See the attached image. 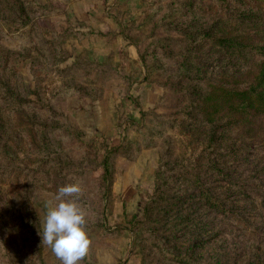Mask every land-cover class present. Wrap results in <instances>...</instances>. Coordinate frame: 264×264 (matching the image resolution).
I'll use <instances>...</instances> for the list:
<instances>
[{"label":"rangeland","instance_id":"obj_1","mask_svg":"<svg viewBox=\"0 0 264 264\" xmlns=\"http://www.w3.org/2000/svg\"><path fill=\"white\" fill-rule=\"evenodd\" d=\"M194 2L193 10L177 9L174 17L164 15L170 0H26L32 23L22 26L10 1L0 0V42L19 52L11 63L17 75L12 81L29 100L42 97L41 107L33 105L34 117L48 118L50 104L64 125L48 133L50 158L61 155L56 139L65 155L54 166L48 162L50 180L34 189V205L43 229L59 187L81 184L78 203L91 245L80 264H185L166 249L194 264L264 261V143L258 142L264 128L230 123L210 148L213 124L190 112L197 101L190 90H206L222 79L243 84L254 59L215 46L202 34L187 40L174 29L155 27L184 25L194 33L210 29L257 41L264 37V22L222 16L238 7L234 0H227L229 6ZM174 81L181 82L170 87ZM15 117L33 135L32 125L20 113ZM19 158L27 165L36 159L25 149ZM209 159L228 162L223 180ZM197 173L212 195L232 191L221 199L227 215L202 212L190 180ZM185 215L188 223L181 222ZM41 254L44 263L60 264L49 247L43 245Z\"/></svg>","mask_w":264,"mask_h":264},{"label":"trees","instance_id":"obj_2","mask_svg":"<svg viewBox=\"0 0 264 264\" xmlns=\"http://www.w3.org/2000/svg\"><path fill=\"white\" fill-rule=\"evenodd\" d=\"M9 1L15 8L20 25L24 26L30 21L32 23L25 10L26 0ZM218 2L220 5L229 6L226 3L227 0H218ZM234 2L238 7L233 6L226 13L221 14L222 16L225 15L230 20L235 19L237 23H243L242 20L245 18L248 23L264 22L262 15L264 3L257 0H234ZM170 3H172L170 10L164 15L175 17L177 9L190 8L193 10L192 6L195 2L194 0H170ZM185 12L190 11L185 10ZM155 27L166 28L167 32L174 29L180 36L184 34L187 40H190L192 36L202 34L215 46L233 49L240 55L245 54L254 59L243 76V79H246L243 84H229L226 83L227 79H222L220 82L211 83L206 90H190L195 95V98L191 97V100H197L196 103L203 101L201 104L195 103V107H192L190 112L195 115H204V118L213 124L209 131L208 147H213L220 138L224 137L226 131L222 129L233 122H256L255 129L262 132L264 128V37L251 41L245 34H215L210 29H201L194 33L183 29L184 25L169 27L168 24L157 23ZM2 30L0 37L4 35ZM157 42L159 46H162V39ZM162 49L165 50L164 47ZM18 53L14 49L3 46L0 42V261L2 264H46L41 254L44 244L41 243L39 233L42 234L43 229L39 213L34 205L36 203L34 189L50 180V173L46 167L48 162L54 166L58 157L65 155L60 142L54 136L56 155H61L51 159L50 154L54 150L49 145L48 138V133H54L64 125L56 118L57 113L50 104H48L50 107H47L51 113L48 118L34 117L35 106L41 107L43 104L42 97L38 95L37 100L32 101L22 96V91L17 90L18 81L11 79L17 76L11 63L18 59ZM4 71L7 75L3 73ZM180 82H171L170 87L175 88ZM34 103H36L35 106H33ZM16 113H20L23 119L32 125L33 135L25 132L19 125L21 121L17 122ZM217 116L219 120L215 119ZM78 140L83 142L79 137ZM258 142L264 143V141ZM22 149L36 159H32L27 165L24 159L19 158ZM209 162L217 176L223 180L225 178L223 167L228 162L219 159H209ZM232 162H235V159L230 163ZM56 164L61 166L60 163ZM106 170L105 177L108 176L109 170L107 164ZM18 176L22 179H16ZM16 180L18 183L12 182ZM190 180L191 187L200 193L199 201L205 206L203 213L213 209L217 213L227 215V208L221 199L224 194L231 193V190L228 189L220 195H212L209 189L204 187V181L198 173L193 174ZM185 196L186 194L180 196L178 201L180 202ZM146 211L148 212L149 208ZM188 221L191 219L187 215L181 218L182 223H188ZM166 253L175 261L194 264L192 258L186 254L179 255L169 249H166ZM259 264H264V261Z\"/></svg>","mask_w":264,"mask_h":264},{"label":"clouds","instance_id":"obj_3","mask_svg":"<svg viewBox=\"0 0 264 264\" xmlns=\"http://www.w3.org/2000/svg\"><path fill=\"white\" fill-rule=\"evenodd\" d=\"M83 193L79 182L59 187L55 205L49 202L41 243L49 247L60 264H80L91 241L85 230L86 213L78 203Z\"/></svg>","mask_w":264,"mask_h":264}]
</instances>
